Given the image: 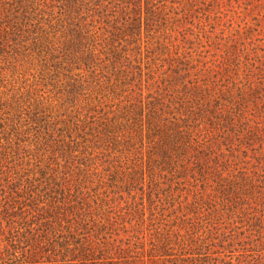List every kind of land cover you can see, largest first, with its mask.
I'll return each mask as SVG.
<instances>
[{
    "label": "rangeland",
    "instance_id": "obj_1",
    "mask_svg": "<svg viewBox=\"0 0 264 264\" xmlns=\"http://www.w3.org/2000/svg\"><path fill=\"white\" fill-rule=\"evenodd\" d=\"M84 241L264 264V0H0V264Z\"/></svg>",
    "mask_w": 264,
    "mask_h": 264
},
{
    "label": "trees",
    "instance_id": "obj_2",
    "mask_svg": "<svg viewBox=\"0 0 264 264\" xmlns=\"http://www.w3.org/2000/svg\"><path fill=\"white\" fill-rule=\"evenodd\" d=\"M189 113L193 114L192 111L189 110ZM204 116L203 119L205 121L209 120L206 117L205 112L202 113ZM130 115V114H129ZM137 114H134L135 119ZM125 118L127 115L124 116ZM128 118V117H127ZM137 120V118L135 119ZM144 123L147 131L151 133V136H156L157 140L154 144L155 154H161L162 149L164 148L165 152H177V150L182 148H189L188 144V134L184 133L182 130H178L177 128H173L174 124L168 122V125L163 124V121L153 122L152 116L149 114ZM142 127V125H140ZM176 127V125H175ZM109 131H106L107 137L109 140L112 139V136L116 133L114 129H117L114 124H109ZM194 141V140H193ZM207 142V139L203 141V144ZM178 145V146H177ZM77 243V242H76ZM75 246L72 249H69V252L72 256L69 259L70 264H176L173 260H168L166 251H158L153 254H145V251L141 250V247L138 250H129L128 242H118L117 245L113 243L110 245V248L107 250H99L97 247H93L86 244L84 241L85 247H77ZM125 246V247H124ZM155 246V245H154ZM264 249V244H262ZM77 252V253H76Z\"/></svg>",
    "mask_w": 264,
    "mask_h": 264
}]
</instances>
